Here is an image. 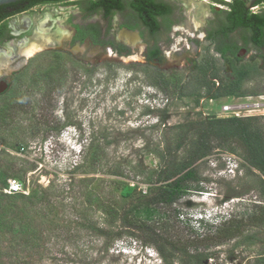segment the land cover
Wrapping results in <instances>:
<instances>
[{
    "label": "rangeland",
    "instance_id": "1",
    "mask_svg": "<svg viewBox=\"0 0 264 264\" xmlns=\"http://www.w3.org/2000/svg\"><path fill=\"white\" fill-rule=\"evenodd\" d=\"M203 46L181 69L135 53L97 55L88 64L68 53L29 59L19 83L0 97V264H196L173 252L163 262L129 237L123 216L139 192L148 194L155 153L173 141L169 128L264 116L259 56L229 69ZM50 68L54 84L45 76ZM221 85L235 86V95L209 99ZM198 173L202 191L179 201V215H169L173 234L198 246L202 264H264V224L256 223L264 203L244 161L216 150ZM12 179L22 192L2 193ZM243 219L240 236L219 238L225 221Z\"/></svg>",
    "mask_w": 264,
    "mask_h": 264
},
{
    "label": "flooded vegetation",
    "instance_id": "2",
    "mask_svg": "<svg viewBox=\"0 0 264 264\" xmlns=\"http://www.w3.org/2000/svg\"><path fill=\"white\" fill-rule=\"evenodd\" d=\"M209 1L19 0L2 5L0 97L19 83L29 59L41 53L55 59L68 53L87 64L97 55L135 53L181 69L184 61L198 58L204 44L229 69L233 61L254 54L264 69V7L251 10L264 0L250 8L246 0ZM41 42L48 46L28 57L29 47ZM54 69L45 75L48 83L57 81Z\"/></svg>",
    "mask_w": 264,
    "mask_h": 264
},
{
    "label": "trees",
    "instance_id": "3",
    "mask_svg": "<svg viewBox=\"0 0 264 264\" xmlns=\"http://www.w3.org/2000/svg\"><path fill=\"white\" fill-rule=\"evenodd\" d=\"M235 89V86H218L211 90L209 99L216 100L235 95ZM259 95L261 94L242 93L238 97ZM263 119L264 116L210 117L169 128L168 130L174 132L171 137L173 141L166 143L155 153L159 164L146 178L150 185L148 194L142 196L139 192L136 203L123 216L126 223L124 228L128 229L129 237H135L142 241L144 246L155 249L165 263L169 257L168 253L173 252L191 257L196 264H202L206 257L199 252L198 246H194L193 241L185 240L177 233L173 234L175 227L169 215L172 213L179 215L176 208L179 201L190 194L202 191L198 164L216 150L236 155L244 161L245 169L257 183L256 191L260 202L264 203ZM8 171L15 172L12 168H8ZM1 175L3 173H0ZM156 215L158 220L154 221ZM150 220L154 223L151 224ZM257 222L264 224V213L257 217ZM243 225L244 219L225 221L223 228L218 232L219 238L230 240L240 236ZM135 231L141 233L140 236H136ZM117 236L121 237V233Z\"/></svg>",
    "mask_w": 264,
    "mask_h": 264
},
{
    "label": "built area",
    "instance_id": "4",
    "mask_svg": "<svg viewBox=\"0 0 264 264\" xmlns=\"http://www.w3.org/2000/svg\"><path fill=\"white\" fill-rule=\"evenodd\" d=\"M260 6L264 7V2L260 3L258 6L251 8V10L254 11L255 9H258ZM230 109L231 107L227 105L222 107V111L224 113L229 112ZM1 192L4 194H10V195L16 194V193L22 192V186L17 180H14V179L8 180L7 185L1 189Z\"/></svg>",
    "mask_w": 264,
    "mask_h": 264
},
{
    "label": "bare ground",
    "instance_id": "5",
    "mask_svg": "<svg viewBox=\"0 0 264 264\" xmlns=\"http://www.w3.org/2000/svg\"><path fill=\"white\" fill-rule=\"evenodd\" d=\"M26 19V18H25ZM40 32H38V33H36V35H41L40 37H42V36H44V34H43V32L42 33H40ZM33 39V38H32ZM50 39V38H49ZM38 40V39H37ZM41 40L42 41H47L48 40V38L46 37L45 39L42 37L41 38ZM33 41H34V39H33ZM49 41V40H48ZM52 42V41H51ZM31 46V45H30ZM46 46H48V45H46V43H44V42H41V43H37V44H33L32 46H31V48L29 47V49L27 50V56L29 57V56H32L35 52H38V50H40V49H42V48H45ZM49 48V47H48ZM251 106V105H250ZM257 106H259V105H257Z\"/></svg>",
    "mask_w": 264,
    "mask_h": 264
},
{
    "label": "water",
    "instance_id": "6",
    "mask_svg": "<svg viewBox=\"0 0 264 264\" xmlns=\"http://www.w3.org/2000/svg\"><path fill=\"white\" fill-rule=\"evenodd\" d=\"M16 1H19V0H0V6L2 5H7V4H10V3H13V2H16ZM247 1V8H250L252 7L258 0H246ZM125 35V32H123V36ZM4 89V86L2 85L0 87V92Z\"/></svg>",
    "mask_w": 264,
    "mask_h": 264
},
{
    "label": "clouds",
    "instance_id": "7",
    "mask_svg": "<svg viewBox=\"0 0 264 264\" xmlns=\"http://www.w3.org/2000/svg\"><path fill=\"white\" fill-rule=\"evenodd\" d=\"M57 141H59V140L57 139ZM82 144H83V143H82V141H81L79 138H77V141L75 142V146H77V147H80V148H79V150H78V151H76V149H75V148H72V150H75V151H76V153H77V154H79V153H80V150H81V148H82V147H81V146H82Z\"/></svg>",
    "mask_w": 264,
    "mask_h": 264
}]
</instances>
